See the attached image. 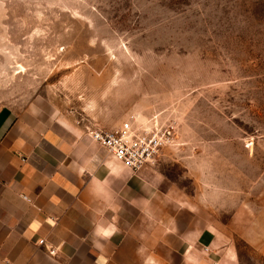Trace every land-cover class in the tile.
Wrapping results in <instances>:
<instances>
[{"label": "rangeland", "instance_id": "rangeland-1", "mask_svg": "<svg viewBox=\"0 0 264 264\" xmlns=\"http://www.w3.org/2000/svg\"><path fill=\"white\" fill-rule=\"evenodd\" d=\"M35 98L87 130L170 128L154 165L184 196L264 189V0H0V106Z\"/></svg>", "mask_w": 264, "mask_h": 264}, {"label": "crops", "instance_id": "crops-1", "mask_svg": "<svg viewBox=\"0 0 264 264\" xmlns=\"http://www.w3.org/2000/svg\"><path fill=\"white\" fill-rule=\"evenodd\" d=\"M237 238L264 258L263 186L184 196L40 98L0 106V264H241Z\"/></svg>", "mask_w": 264, "mask_h": 264}, {"label": "built area", "instance_id": "built-area-1", "mask_svg": "<svg viewBox=\"0 0 264 264\" xmlns=\"http://www.w3.org/2000/svg\"><path fill=\"white\" fill-rule=\"evenodd\" d=\"M89 135L102 145L123 166L136 171L145 165H154L160 148L170 141L171 129L135 127L126 121L113 129L95 128ZM39 243L44 239L40 238ZM54 253L53 247H48Z\"/></svg>", "mask_w": 264, "mask_h": 264}]
</instances>
